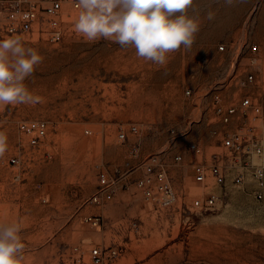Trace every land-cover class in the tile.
Listing matches in <instances>:
<instances>
[{
    "label": "rangeland",
    "instance_id": "1",
    "mask_svg": "<svg viewBox=\"0 0 264 264\" xmlns=\"http://www.w3.org/2000/svg\"><path fill=\"white\" fill-rule=\"evenodd\" d=\"M79 11L65 1L58 42L42 31L20 37L43 57L25 81L40 102L0 106V132L7 136L0 223L21 228L19 264H97L96 246L119 250L102 264H264V189L256 197L251 174L240 185L229 178L226 186L203 185L194 175L197 160L223 150L214 130L257 122L251 113L228 125L217 121L216 93L227 104L250 93L262 106L257 132L264 136V0L231 6L194 0L188 10L200 22L194 43L171 53L165 66L137 58L134 48L84 41L73 28ZM249 73L255 82L243 86ZM37 119L47 121L48 132L33 145L19 124ZM154 153L169 164L177 197L168 204L148 200L133 183L144 174L140 163ZM176 154L183 155L180 162ZM104 171L117 180L116 192L94 204ZM211 190L221 196L218 205L195 208L193 200Z\"/></svg>",
    "mask_w": 264,
    "mask_h": 264
},
{
    "label": "built area",
    "instance_id": "2",
    "mask_svg": "<svg viewBox=\"0 0 264 264\" xmlns=\"http://www.w3.org/2000/svg\"><path fill=\"white\" fill-rule=\"evenodd\" d=\"M65 1L0 0V39L13 36L23 37L29 32L38 35V32L42 31L48 40L60 41L64 37L61 16ZM71 1L72 6L78 9L76 0ZM219 48L224 50L225 46L220 45ZM256 48L257 45H253V49ZM254 82V74L249 73L242 80V85L246 86ZM191 92L192 89L186 90L187 94ZM213 101L217 121L225 125L245 115L248 117L250 113L258 122L263 112L261 104L254 101L250 93L242 94L239 102L235 104L225 103L219 93L215 94ZM257 122L247 129L214 130L215 137L220 141L223 150L214 153L210 161L197 160L194 163L195 180L203 185H209L212 180L215 184L226 186L231 178L235 185H240L245 182L246 174H251L255 182L254 194L256 197H261L264 189V136L257 132L259 130ZM19 128L29 136L30 143L37 145L46 136L48 123L43 119L25 120L19 124ZM132 130L137 131V127L133 126ZM172 133L175 134L176 130L172 129ZM120 137L124 138L125 133H120ZM189 148L196 154L203 152L200 145L195 142H191ZM182 159V154L174 156L176 162ZM13 162H16L15 158ZM140 166L143 167L144 174L133 178V183L143 191L146 198L150 201L159 200L165 204L173 202L177 195L169 177V164L163 156L160 153L151 154L140 163ZM131 170H135V167ZM123 176L121 174V177ZM116 187L117 180L109 177L107 172H102L98 191L90 201L94 204H102L112 199ZM220 201V194L211 190L204 197H196L193 200V206L199 210H208L216 207ZM89 219L94 224H98L100 220L97 216H90ZM118 254L119 250L115 246L106 248L96 246L91 250L92 259L97 264L104 263L107 257L115 259Z\"/></svg>",
    "mask_w": 264,
    "mask_h": 264
},
{
    "label": "clouds",
    "instance_id": "3",
    "mask_svg": "<svg viewBox=\"0 0 264 264\" xmlns=\"http://www.w3.org/2000/svg\"><path fill=\"white\" fill-rule=\"evenodd\" d=\"M194 0H76L80 10L73 28L88 43L100 40L134 48L137 58L165 66L171 53L189 49L200 28L188 15ZM233 5L234 0H224ZM208 20L214 13L208 11ZM43 62L38 51L26 47L19 36L0 39V106L35 105L25 81ZM7 150V136L0 132V157ZM18 223H0V264H19L24 245Z\"/></svg>",
    "mask_w": 264,
    "mask_h": 264
}]
</instances>
